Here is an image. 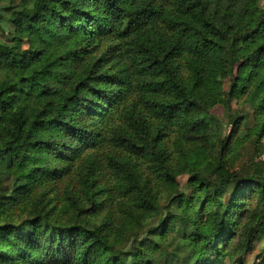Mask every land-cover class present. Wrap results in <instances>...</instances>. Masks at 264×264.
<instances>
[{"label":"trees","instance_id":"16d2710c","mask_svg":"<svg viewBox=\"0 0 264 264\" xmlns=\"http://www.w3.org/2000/svg\"><path fill=\"white\" fill-rule=\"evenodd\" d=\"M0 1V264H264L260 0Z\"/></svg>","mask_w":264,"mask_h":264},{"label":"rangeland","instance_id":"374dc122","mask_svg":"<svg viewBox=\"0 0 264 264\" xmlns=\"http://www.w3.org/2000/svg\"><path fill=\"white\" fill-rule=\"evenodd\" d=\"M20 0H16L15 2H19ZM6 4V2H3V1H0V10L1 8ZM260 4L262 6H264V0H260ZM4 15V13H2ZM0 40H5V38L1 37V34H0ZM25 47V46H24ZM228 87H229V80H226L224 82V90L228 91ZM224 108L222 107H216L215 109L212 110V114L215 115L219 121L221 122V125L224 126V124H226V114L223 110ZM232 114H240L241 117H245L248 121H252L254 120V110L252 109V107L248 104L246 105H243V106H238L235 104V101L232 102ZM250 122H247V123H250ZM226 128V127H225ZM230 129V128H229ZM226 133H229V130H226ZM262 142L264 143V139L262 140ZM247 151L246 150H242L241 151V155L239 157V159L237 160V163H236V170H240L242 169L243 167H245L246 165V162H247V159H248V155L246 154ZM263 159H264V156H263ZM186 182V176H180L178 178V183L181 184V185H184ZM11 182L9 183H5L4 185L7 187V186H10ZM155 218H152V221H154ZM236 244V242L231 246L230 248V252H232L233 248H234V245ZM261 244L258 242V241H255L253 243V250H251L250 252H242L241 253V256H242V259H243V264H257V255L260 251V247ZM236 259V258H234ZM224 264H231L230 262H228V260H226V262Z\"/></svg>","mask_w":264,"mask_h":264}]
</instances>
